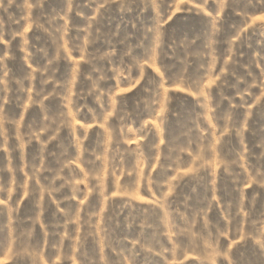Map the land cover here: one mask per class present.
Segmentation results:
<instances>
[{"label": "rangeland", "instance_id": "obj_1", "mask_svg": "<svg viewBox=\"0 0 264 264\" xmlns=\"http://www.w3.org/2000/svg\"><path fill=\"white\" fill-rule=\"evenodd\" d=\"M0 264H264V0H0Z\"/></svg>", "mask_w": 264, "mask_h": 264}]
</instances>
